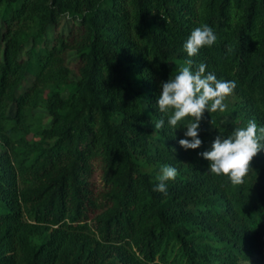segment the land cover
<instances>
[{"label":"trees","instance_id":"1","mask_svg":"<svg viewBox=\"0 0 264 264\" xmlns=\"http://www.w3.org/2000/svg\"><path fill=\"white\" fill-rule=\"evenodd\" d=\"M202 23L191 59L236 88L185 150L157 97ZM0 25V264H264V150L240 185L199 155L264 125V0H0Z\"/></svg>","mask_w":264,"mask_h":264},{"label":"clouds","instance_id":"2","mask_svg":"<svg viewBox=\"0 0 264 264\" xmlns=\"http://www.w3.org/2000/svg\"><path fill=\"white\" fill-rule=\"evenodd\" d=\"M217 40L213 27L202 23L195 27L183 43L189 59L181 66L174 78L160 84L157 97V109L163 114L154 123L155 129H164L167 124L174 135L177 129H185L180 146L185 150H195L204 143L200 136L201 122L205 113L224 112L228 105L226 98L236 88V81L220 79L213 71H206L207 64L198 65L191 59L205 47H211ZM166 118V119H165ZM264 150V125H258L255 119L246 126L236 128L231 135L220 132L215 137L211 148L199 153L209 161L207 171L216 176H227L234 185L245 182L250 174L253 158ZM178 169L169 164L161 167L153 186L154 191L168 192V182L174 181Z\"/></svg>","mask_w":264,"mask_h":264},{"label":"rangeland","instance_id":"3","mask_svg":"<svg viewBox=\"0 0 264 264\" xmlns=\"http://www.w3.org/2000/svg\"><path fill=\"white\" fill-rule=\"evenodd\" d=\"M69 22H70V20L68 18L64 19V21L62 22V25L60 27V30H62V32L68 30ZM0 31H1V25H0ZM54 35H55V29L50 31L49 37L53 38ZM2 51H3V47L1 45L0 52H2ZM74 63H75V60H74V62H71V64H72L73 70L76 72L77 70L74 67ZM38 112L44 114V119H43L44 125H49L51 122V117L43 109H39ZM99 171L100 170L97 169V167H96L94 169L92 177H91V181L94 184L95 191H100L103 188V184H104L102 181V178H101V172H99Z\"/></svg>","mask_w":264,"mask_h":264}]
</instances>
